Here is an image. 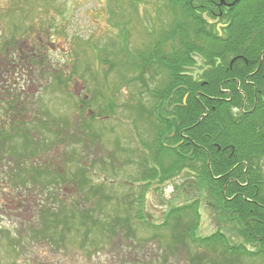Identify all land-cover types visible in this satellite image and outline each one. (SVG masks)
<instances>
[{
  "label": "rangeland",
  "instance_id": "374dc122",
  "mask_svg": "<svg viewBox=\"0 0 264 264\" xmlns=\"http://www.w3.org/2000/svg\"><path fill=\"white\" fill-rule=\"evenodd\" d=\"M170 19L164 0H0V45L3 46L14 33L16 40L7 48L8 52L13 56L19 51L28 52V58L34 57L32 62H36L31 69L13 58V62L3 64L0 72V126H5L0 133L27 137L24 141L21 136L10 135L0 140V264H192L187 261V255L201 256L203 248L197 250L186 240V246L180 247L164 262V238L168 240L170 229H149L138 223L134 214L141 206L144 219L161 223L170 207L192 198L198 199L199 219L195 230L198 236L220 230L229 244L241 243V238L231 229V222L220 218L219 213L223 214V211L206 189L196 192L192 189L191 196L186 197L184 173L164 181L144 179L140 175L151 163L149 150L141 141L151 140V133L147 119L139 117L133 106H137L138 97L149 107L153 100L139 79L129 82L135 73L128 67L129 62H138V55L146 54L151 37H157L158 31L166 28ZM209 19L216 22L218 28L221 26L220 18L217 21ZM13 26L20 29L19 33L13 31ZM2 49H6L5 45ZM200 65L198 61L190 69L195 76L202 69ZM68 71L72 76L66 89H59L55 76ZM144 78L152 88L159 87L163 80L162 76L151 80L148 73ZM81 99L87 104L82 108L79 107L83 105ZM9 104L13 108L9 114L18 115L10 124L4 116ZM104 104L112 108L105 106L101 115L98 111ZM94 111L96 118L91 122L89 115ZM145 115L144 112L141 114ZM48 116L54 118L57 126L49 120L46 123L55 131L58 130V118L65 120L66 128L75 124L69 130L83 142L68 135L74 154L72 158L67 156L66 162L70 159L72 168L86 167L91 184L102 183L105 196L99 215L106 222H112L118 215L127 216L130 230L126 226H117L115 234L91 230L84 235L75 229L65 232L62 240L53 245L34 241L29 244L26 254L16 256L8 250L9 236L30 238V235H52L54 232L51 231L55 230L50 226L49 234H33L43 222L41 209H54V206L47 190L30 183L24 186L13 176L19 162L52 164L55 159L58 165V144L51 149L46 143L47 148L39 159L29 155L30 152L26 154L32 140L29 132H32L31 136L36 135L32 120L36 118L42 124ZM82 120L91 122L90 130L96 132V138H82ZM23 122L27 124L28 134L21 129ZM41 131V136L50 135L49 130ZM143 158L146 161L142 162ZM262 167L264 172V160ZM69 190L70 196L75 197L73 188L69 187ZM59 195L63 197V193L59 192ZM91 203L92 200L85 201L84 205ZM155 233L164 238L155 237ZM246 246L250 250L257 248L251 244ZM232 264H264V259L241 256L232 260Z\"/></svg>",
  "mask_w": 264,
  "mask_h": 264
},
{
  "label": "trees",
  "instance_id": "16d2710c",
  "mask_svg": "<svg viewBox=\"0 0 264 264\" xmlns=\"http://www.w3.org/2000/svg\"><path fill=\"white\" fill-rule=\"evenodd\" d=\"M227 1L231 4L224 0L227 5L224 7L221 0H164L171 17L169 23L158 31L157 37H151L146 54L138 55L136 64L129 62L128 68L135 73L129 82L139 79L153 100L149 107L138 97L137 106H133L139 117L147 119L151 133V140H140L148 148V160L151 161L149 168L141 171V177L164 181L184 173L186 197L191 196L192 189L195 192L206 189L223 211L224 215L219 213L222 221L231 222L232 231L241 238V243L229 244L220 230L198 236L195 232L199 219L197 198L170 207L161 223L144 219L139 206L134 213L138 223L152 230L170 229L168 240L164 235H154L164 238V262L180 247L186 246V240L197 250L203 248L201 256L187 255V261L192 264H232V260L241 256L264 259V0ZM208 17L216 21L220 18L221 26L218 28ZM16 28L13 26L12 29L19 33L20 29ZM15 40L13 33L3 42L6 49L0 45L2 62L9 57L17 60L20 55V51L13 56L7 50ZM198 61L202 69L195 76L190 69ZM29 62L31 65L36 63ZM146 73L151 80L162 76V84L148 87L144 78ZM125 75L122 74L123 78ZM71 76L70 71L55 76L59 89H66ZM81 103L83 105L79 107L82 108L86 100L81 99ZM105 106L112 108L104 104L99 114L102 115ZM233 107L240 112L238 116L234 115ZM7 108L11 109L12 105ZM242 108L246 112H241ZM7 112L4 116L10 124L16 117L14 114L9 117ZM143 112L145 116H141ZM94 115L95 111L89 115L91 122L96 118ZM48 120L55 124L51 116L42 124L41 120H32L35 136L30 135L31 131L28 134L27 124L23 122L21 129L32 138L26 154L30 152L29 155L38 158L46 150V143L51 149L58 144V165L55 159L52 164L19 162L13 176L17 183L24 186L30 183L49 192L48 198L54 209H41L43 222L33 234H49L52 229L48 228L53 226L55 230L51 232L57 235H30V238L6 235L9 236L8 250L16 256L26 254L29 244L34 241L53 245L62 240L65 232L75 229L84 235L91 230L115 234L117 226H126L130 230L127 216L118 215L112 222H106L99 215L105 196L102 183L91 184L86 167L72 168L71 160L66 162L74 154L67 137L76 138L69 130L75 124L66 128L65 120L58 118V130L55 131L46 123ZM91 122L82 120L80 133L84 139L96 138V132L90 130ZM4 128L0 126V132ZM42 129L49 130L50 135L41 136ZM10 135L27 139L22 134L2 132L0 140ZM69 187L73 188L75 197L70 196ZM91 200L90 206L84 205L85 201ZM184 218L190 219L184 221ZM246 244L257 248L250 250Z\"/></svg>",
  "mask_w": 264,
  "mask_h": 264
},
{
  "label": "flooded vegetation",
  "instance_id": "af4514ba",
  "mask_svg": "<svg viewBox=\"0 0 264 264\" xmlns=\"http://www.w3.org/2000/svg\"><path fill=\"white\" fill-rule=\"evenodd\" d=\"M226 2H228L227 0H225ZM222 4H223V2H222ZM224 7H226L227 5H225V2H224ZM17 55V54H16ZM37 55V54H36ZM33 59H35L34 57H31V58H28V52H20V55L17 57V62H19L18 64H23V66L25 67V64H26V67L28 68H31V69H33L34 67H35V65H31V63L28 65L27 64V62H26V60L27 61H32ZM0 61H1V58H0ZM8 62H13V58L12 59H10V58H7V59H5L3 62L1 61V63H0V72H1V69H2V67H3V64L5 65V64H7ZM23 68V67H22ZM22 68L19 70V73H21L22 72ZM6 109H8V111L9 112H7V110ZM5 109V111L9 114L10 112H11V110L13 109V108H11V109H9V108H6ZM233 109H234V115L235 116H238L239 115V113L240 112H237V110H236V108L235 107H233ZM242 110L243 111H241V112H246V110H245V108H242ZM15 115V117H17L18 115L17 114H14ZM9 117H11V115L9 114ZM8 123V122H7Z\"/></svg>",
  "mask_w": 264,
  "mask_h": 264
},
{
  "label": "water",
  "instance_id": "95a60500",
  "mask_svg": "<svg viewBox=\"0 0 264 264\" xmlns=\"http://www.w3.org/2000/svg\"><path fill=\"white\" fill-rule=\"evenodd\" d=\"M221 2H224V0H221ZM231 3H228V5H230Z\"/></svg>",
  "mask_w": 264,
  "mask_h": 264
}]
</instances>
